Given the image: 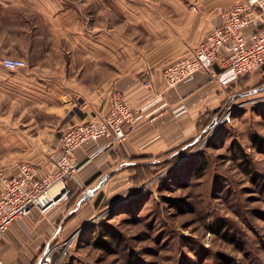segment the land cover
Instances as JSON below:
<instances>
[{
	"label": "rangeland",
	"instance_id": "rangeland-1",
	"mask_svg": "<svg viewBox=\"0 0 264 264\" xmlns=\"http://www.w3.org/2000/svg\"><path fill=\"white\" fill-rule=\"evenodd\" d=\"M78 1L82 10L92 11L87 22L99 30L111 24L116 39L125 36L130 42L132 69L138 67L136 53L145 54L184 29L169 21H183L190 8L230 7L229 2L221 3L227 0ZM10 13L0 10V172L7 174L21 162L42 170L50 167L49 152L76 110L64 109L57 93L46 91L43 61L32 48L25 16L18 18L16 35L7 22ZM7 56L24 59L26 67L7 69L2 64ZM50 62L51 80L57 83L52 75L58 77L59 62ZM260 82L254 88L251 80L233 85L222 119L190 145L186 155L144 180L126 173L118 196L105 201L92 219L76 221L42 251V258L50 251L51 264H225L222 257L264 264V89L254 90ZM56 85L52 82L51 87ZM46 125L50 134H23L43 131L39 127ZM253 135L263 144L256 145ZM200 159L205 170L195 169ZM121 201L127 203L117 206ZM102 223L117 232L109 250L93 245Z\"/></svg>",
	"mask_w": 264,
	"mask_h": 264
},
{
	"label": "crops",
	"instance_id": "crops-1",
	"mask_svg": "<svg viewBox=\"0 0 264 264\" xmlns=\"http://www.w3.org/2000/svg\"><path fill=\"white\" fill-rule=\"evenodd\" d=\"M241 1L221 3L229 2L231 7ZM79 6L78 0H0V10L11 12L7 22L11 28L14 25L16 35L18 18L20 14L25 16L32 48L38 51L36 57L43 61V86L46 85V91L57 93L64 109H76L67 119L69 124L102 116L115 89L125 93L130 108L140 117L136 126L129 129L126 141L110 148L98 159L89 162L85 153H80L82 168L77 179L67 183L70 195L72 189L82 195L88 189L99 188L88 195L85 202L75 206L72 220L65 223L67 214L73 210L68 197L47 214L34 210L11 225L0 250V260L4 264H35L36 260H41L42 251L68 232L76 221L92 219L94 213L104 209L105 201L115 193L118 196L126 180L125 174L132 171L130 164L154 161L197 135L200 117L224 102L230 86H238V83L227 87L219 85L211 74L202 73L192 81L167 88L163 75L166 64L188 55L190 46H197L207 31L219 22L220 7L190 8L183 21H169L174 28L184 29L170 40L157 44L153 50H146L145 54L136 53L139 63L132 69L130 42L125 36L116 39L111 24L99 30L97 25L87 22V14L92 11H84ZM159 53L161 56L154 59ZM52 60L59 62L58 77L52 75L57 83L51 80ZM144 81H150L151 87L146 88ZM52 82L57 84L54 88ZM48 126L39 127L43 131L23 134H50ZM112 171L114 175L101 185L103 177Z\"/></svg>",
	"mask_w": 264,
	"mask_h": 264
},
{
	"label": "built area",
	"instance_id": "built-area-1",
	"mask_svg": "<svg viewBox=\"0 0 264 264\" xmlns=\"http://www.w3.org/2000/svg\"><path fill=\"white\" fill-rule=\"evenodd\" d=\"M2 64L10 70L26 67L22 58L7 56ZM211 74L222 86L249 79L253 85L264 79V0H243L219 11V22L190 53L169 62L163 69L167 88L192 81L198 74ZM146 88L150 81H144ZM140 114L130 108L125 93L115 89L107 111L96 119L68 124L49 152V169L21 162L12 174L0 172V250L11 225L34 210L49 213L67 199L69 180H76L86 161L98 159L107 150L126 141ZM60 184L59 191L54 187ZM95 188V187H94ZM88 189L89 195L92 190ZM50 251L41 264H51ZM0 262H2L0 260Z\"/></svg>",
	"mask_w": 264,
	"mask_h": 264
},
{
	"label": "trees",
	"instance_id": "trees-1",
	"mask_svg": "<svg viewBox=\"0 0 264 264\" xmlns=\"http://www.w3.org/2000/svg\"><path fill=\"white\" fill-rule=\"evenodd\" d=\"M249 79H245V80H241L238 82L242 83L243 81H248ZM262 83L261 86H258L257 88H255L254 90H263L264 89V81L260 82ZM257 85H259L258 83L256 85L253 86L256 87ZM232 86H230L228 88V93H229V89ZM226 100V99H225ZM224 100V102H222V104L213 111H209L206 112L205 114H203L198 122V133L197 135H194L193 137H191L189 140H187L186 142L182 143L181 145H179L178 147H176L175 149L171 150L170 152L160 156L158 159L154 160V161H149V162H144V163H134V164H130L129 168L135 172V179H140L139 177H142V180H144L145 175L149 174H153V171H156L160 166H166L168 167V165L174 161V160H178L179 158L183 157L184 155H186L188 153V151L190 150V145L194 144L195 142H197L199 140V138L201 137V135H207L208 133H210V131H212L213 128L216 127V125L218 124V122L222 119V117L224 116V114L226 113L227 109L224 110V107L226 106V101ZM252 140L254 141V143L256 145L258 144H263L262 139L258 140V137L256 135H253ZM203 160L200 159L199 162L196 164L195 169H204L206 168V166L203 165ZM204 171L201 170L199 172V176H201V174ZM115 171H112L111 173L107 174L105 177H103V180L101 181V185L104 184L109 178H111L114 175ZM99 176V175H98ZM76 189H72V194L69 196L68 198V204L69 207H73V210L71 211V213L69 212V214H67V219L65 221V223L69 222L70 220H72L74 218V214L72 213L75 209V206L78 204H82L83 202H85L89 197L87 196V191L86 193H83L82 195L75 191ZM117 200V199H116ZM118 201V200H117ZM117 201H115L114 203H116ZM111 204L112 205H114ZM127 202L124 201L121 203H119L117 206H121L122 204H126ZM115 205L114 209L117 207ZM101 224V222L99 223ZM101 229H99L97 231V235H95V238L93 240V245L97 248L100 249H106L109 250L111 248V244H114L113 242H116L117 240V232L114 229V227L109 224V223H102V226L100 225ZM95 229H94V233H95ZM227 238L231 241V242H235L237 241L233 236H227ZM238 242V241H237ZM44 253V252H43ZM223 261L225 262V264H239L238 262H235L231 257H222ZM38 260L35 261V264H37Z\"/></svg>",
	"mask_w": 264,
	"mask_h": 264
},
{
	"label": "bare ground",
	"instance_id": "bare-ground-1",
	"mask_svg": "<svg viewBox=\"0 0 264 264\" xmlns=\"http://www.w3.org/2000/svg\"><path fill=\"white\" fill-rule=\"evenodd\" d=\"M61 188V185L60 184H57L55 187H54V193H56L57 191H59ZM0 264H4L3 262H0Z\"/></svg>",
	"mask_w": 264,
	"mask_h": 264
},
{
	"label": "water",
	"instance_id": "water-1",
	"mask_svg": "<svg viewBox=\"0 0 264 264\" xmlns=\"http://www.w3.org/2000/svg\"><path fill=\"white\" fill-rule=\"evenodd\" d=\"M89 195V193L87 194V196Z\"/></svg>",
	"mask_w": 264,
	"mask_h": 264
}]
</instances>
